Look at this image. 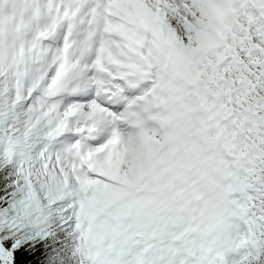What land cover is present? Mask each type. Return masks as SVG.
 Here are the masks:
<instances>
[{
  "label": "snow or ice",
  "instance_id": "obj_1",
  "mask_svg": "<svg viewBox=\"0 0 264 264\" xmlns=\"http://www.w3.org/2000/svg\"><path fill=\"white\" fill-rule=\"evenodd\" d=\"M0 264H264V0H0Z\"/></svg>",
  "mask_w": 264,
  "mask_h": 264
}]
</instances>
